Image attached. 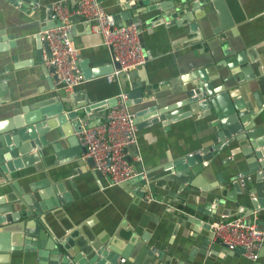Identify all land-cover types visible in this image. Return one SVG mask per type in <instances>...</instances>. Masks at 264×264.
<instances>
[{
  "label": "crops",
  "instance_id": "0c3cea01",
  "mask_svg": "<svg viewBox=\"0 0 264 264\" xmlns=\"http://www.w3.org/2000/svg\"><path fill=\"white\" fill-rule=\"evenodd\" d=\"M53 1L35 0L31 13L26 14L13 1L0 0V127L12 122L17 109L23 106L36 109L60 104L56 82L43 63V43L37 45L40 26L36 22L41 10L46 13L44 9ZM65 1L70 9L76 7L77 0ZM139 1H143L142 6L130 7ZM165 2L102 0L106 12L126 15L120 20L123 25L137 11L139 20L145 23L146 62L127 86L129 93L134 90L132 85L140 82L144 91L142 98L129 99V109L137 118L140 114L155 115L150 120H157L136 132L140 155L132 158L140 166L143 179L135 177L111 185L108 176L89 166L81 154L84 161L80 166L73 161L69 167L59 163L44 170L37 179L47 182L40 188L32 187V176L0 182V216L12 209L13 199L34 196L52 227L44 242L67 243L71 257L85 255L86 249L92 256L97 248L108 250L119 244L139 250L146 244L152 254L143 256V264H254L257 260L264 264V244L256 260L243 252L229 255L221 246L215 250L214 240L204 246L212 232L206 227L208 220L214 222L211 213L228 220L247 215L243 210L251 206L257 222L264 226V177L250 173L248 188L231 198L211 194V190H220L224 185L231 191L232 183L248 174L251 160L264 159V0L226 2L224 10L233 28L220 33H215V24L206 17L196 20L195 27L184 21L181 12L173 19L155 20L161 12L158 6ZM9 8L21 15L13 14ZM71 24V38L79 51V64H83L81 70L89 75L84 74L83 82L77 85L78 102L108 103L117 99L118 83L105 76L113 60L104 37L88 32L84 21ZM200 70L214 91H229L232 102L235 97L242 102V117L237 116L233 125L244 126L243 133L255 132L256 147L238 137L224 138L226 145L208 153L211 157L203 162L204 168L190 177L174 161L222 141L216 136V132L221 133L220 126H211L212 117L217 115H209L196 107L198 103L187 100V88L201 81ZM109 110L110 107L104 112L99 107L94 115L108 114ZM161 112L170 117L163 120ZM47 130L52 133L48 127ZM60 143L62 150L69 147L64 140ZM223 149L228 154L221 157ZM51 151L56 152V148ZM257 152L261 157H255ZM15 181L19 188L13 186ZM66 196L69 199L61 202ZM1 225L12 226L8 230L11 243L24 242L25 229L18 222ZM156 244L169 246L172 252H163L160 257L158 252L162 250ZM61 248L63 253L68 252ZM48 258L47 255L45 260ZM9 262L39 264V256L37 251L23 250L12 253Z\"/></svg>",
  "mask_w": 264,
  "mask_h": 264
},
{
  "label": "water",
  "instance_id": "95a60500",
  "mask_svg": "<svg viewBox=\"0 0 264 264\" xmlns=\"http://www.w3.org/2000/svg\"><path fill=\"white\" fill-rule=\"evenodd\" d=\"M11 1H13L16 6L20 5L21 7H19V9L26 14L31 13V4H35V0H19L20 3H15L17 2L16 0ZM226 2L230 3L229 0H166L165 3L158 6L161 8V12L157 15L155 20L163 18L173 19L177 17L178 12H181L184 21H190L192 27H195L194 23L196 20L206 17L210 22L215 24V33H220L228 28H233V22L228 19V12H225V10H227V8L225 9ZM142 4L143 1H139L137 4L131 5L130 7L136 9V5L142 6ZM44 10L46 13L41 10L40 20L36 22V24L40 26V32L62 24L61 21L53 17L51 4ZM11 11L17 16L21 15L19 11ZM139 12L140 11H137V14ZM132 14L131 17L127 18L126 24H131L132 22L139 20L138 15L135 12H132ZM114 16L119 26L123 25V23H120V20L121 18H125L126 15L121 13ZM71 21L75 23L83 22L81 17L76 14L71 17ZM84 25L88 32L92 30L91 23L84 22ZM142 28L140 40L145 50L143 42L145 23H143ZM37 39V45L42 46L40 33L38 34ZM241 55H243V53ZM79 66L82 68L83 64H79ZM114 68L119 69V63L117 61H113V67L111 70L107 71V73L113 71ZM47 70L48 74L52 75V80L56 82L55 89L59 95L60 104L55 106L45 105L36 109H28L23 106L22 109H17V114L12 122L10 121L0 127V182L10 179L15 180L22 176H32V187L35 188L37 186V188H40L46 184L47 181L45 179L42 180L37 178H40V175L44 174L43 171L48 170L53 165L61 163L64 166L69 167L71 162L75 161L80 166L84 161L82 160L81 154L86 151V147L80 145L77 133L81 131L85 123H87L89 127H93L108 120L107 113H98L94 115V113H97L96 110L99 109V107H102V110L105 112L107 108H111L117 104L116 98L108 101V103H79L78 101L80 97L77 95V85L71 88L75 95L67 92L66 84L64 81H59L56 69L54 67H49ZM84 74L85 76H89L86 71H84ZM137 75V70L129 73L120 72L117 80L119 91L127 90L129 80ZM199 77L201 81L193 83V88H187V100L190 103H198L196 107L201 108L203 112L206 111L209 115H217V117H212L211 126L215 128L220 126L221 133L216 132V136L221 137L222 141L218 144H213L212 147H208L209 145L205 146L202 148V151L197 150L194 153H190L174 161L177 168L180 170H186L190 177L197 172H201L204 168L203 162L211 157L208 153L226 145L224 138L238 137L241 140L243 139L244 142L246 141L245 144H251L252 148L256 147L254 141L255 132L243 133L245 130L244 126L233 125V121L238 118L237 116L242 117V112H240L243 108L242 102L240 100L238 101L236 97L235 101L232 102L229 91H214V89L206 82V76H204L203 71L201 70L199 71ZM132 87L134 90L129 92V99L142 98L144 91L141 83L136 82ZM129 99L128 105L130 104ZM161 114L162 117L160 116V118L163 120L166 117H170L167 115L164 117L163 112H161ZM142 116L143 115L140 114L138 116L139 118H136L137 128L149 126L157 121L150 120L155 115ZM94 117L95 119H93ZM89 119L93 120L87 121ZM242 121L244 120L242 119ZM162 123L167 125L165 122ZM47 127L52 131L51 134H48ZM239 134H242V136H239ZM61 140H64V143H67L69 147L62 150L60 143ZM53 143L55 144L53 145ZM138 147V144H132L127 146L126 149L128 151V161L131 164L133 163L134 165H137L135 166V170L140 173L137 177L143 179V173L140 166H138V163L133 161L132 158L140 155ZM55 148L56 152L53 153L51 150ZM246 150L250 149L247 148ZM246 150L245 152H247ZM220 152L221 157L227 156L228 154L226 149H223ZM251 153L248 155L250 156ZM255 157H261L260 153H255ZM86 163L91 167L95 164L92 158L87 159ZM249 165V171H246L248 174H246L241 181L233 182L231 191L228 192L227 186L224 185L220 190H211V194L223 198H231L234 196L235 192H243L244 189L248 188L250 182L247 176L250 173H256L257 177H264V159L257 161L251 160ZM236 169L238 168L236 167ZM97 172L99 174L101 173L98 170ZM63 176L66 177V174ZM108 178L110 180V177ZM13 186L19 188L17 181H15ZM65 199L68 200L69 197L66 196V198H61V202H66ZM18 201L22 203H17ZM10 203L13 204L12 209L6 212L4 217L0 216V264H10L9 261L12 253L23 250L37 251L39 264H46V262H48V264H143V256L152 254L146 244H143L139 250H136L133 247L131 248V246L123 247L116 244L119 248L115 245H111L108 250H104L95 246L97 252L92 256L89 255V249H86L85 255L77 253L71 257V251L69 250L67 243L63 242L59 245L53 243L47 244L44 242V239L49 235L52 227L47 220V216L42 215V206L36 201L34 196H20L19 199H13ZM262 206H264V204H262ZM248 208L251 210L246 208L243 212H248V214L254 212L251 206H248ZM198 209L201 211L200 208ZM210 216L214 221H224L212 213ZM21 220H24V222L22 223ZM15 222H18L20 227L25 229V235L23 236L24 242L22 243L20 240L19 243H11L8 230L12 229V226L10 225L6 227V225H1L2 223L6 224ZM208 222L209 223L206 224V227L210 228V223H212V221L208 220ZM258 224L259 227L264 230V226L261 225L260 221H258ZM22 233L23 232L18 235L20 239ZM213 240L214 243L212 242ZM131 242L136 243L134 239H132ZM209 243H213V248L215 250H218L219 246L224 247L229 255L243 252L242 248L229 250L221 239L214 238L213 231L211 232V235L205 239L204 246L207 247ZM156 246L161 247L162 251L158 252L160 257L163 255V252H172L171 247L169 246H162L159 244H156ZM61 247L66 251L68 250V252L63 253ZM47 255L49 256L48 261L45 260ZM261 255L262 252L260 256ZM259 261L260 260H257L254 264H259Z\"/></svg>",
  "mask_w": 264,
  "mask_h": 264
},
{
  "label": "built area",
  "instance_id": "2783aa9c",
  "mask_svg": "<svg viewBox=\"0 0 264 264\" xmlns=\"http://www.w3.org/2000/svg\"><path fill=\"white\" fill-rule=\"evenodd\" d=\"M51 9L53 17L62 24L40 32L44 46L43 63L47 68L56 69L59 81L65 82L67 90L83 82L79 51L71 38V17L75 14L82 21L91 23L92 31L102 34L112 60L119 63V69L114 68L105 75L108 81L117 82L120 72L129 73L145 64L146 52L140 40L141 20L119 26L114 14L103 9L102 0H77L74 9H70L65 0H55ZM128 99L127 90L119 91L117 104L107 114L108 120L93 127L85 123L77 133L80 145L86 147L82 157L92 158L95 169L110 177L111 185L140 175L128 161L126 149L137 144V116L130 111ZM210 228L214 238L221 239L229 250L242 248L249 259L259 257L264 244V230L259 227L255 212L222 222L214 221L210 223Z\"/></svg>",
  "mask_w": 264,
  "mask_h": 264
}]
</instances>
